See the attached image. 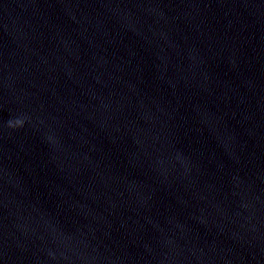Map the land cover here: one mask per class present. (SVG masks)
<instances>
[{
  "label": "clouds",
  "instance_id": "obj_1",
  "mask_svg": "<svg viewBox=\"0 0 264 264\" xmlns=\"http://www.w3.org/2000/svg\"><path fill=\"white\" fill-rule=\"evenodd\" d=\"M23 121L22 120H16L14 123L13 122H9V126L10 127H18V126H22Z\"/></svg>",
  "mask_w": 264,
  "mask_h": 264
}]
</instances>
